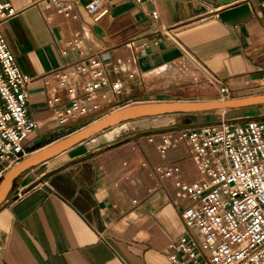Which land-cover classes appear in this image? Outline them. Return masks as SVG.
Instances as JSON below:
<instances>
[{
	"label": "crops",
	"instance_id": "0c3cea01",
	"mask_svg": "<svg viewBox=\"0 0 264 264\" xmlns=\"http://www.w3.org/2000/svg\"><path fill=\"white\" fill-rule=\"evenodd\" d=\"M9 1L18 13L2 29L20 69L34 78L31 154L128 104L218 98L193 59L237 97L264 93L263 0H102L107 11L98 19L87 9L91 0H73L70 17L44 10L42 0ZM102 49L120 60L111 77L131 91L61 122L90 76L70 74L63 84L57 70ZM208 114L165 127L117 126L107 142L83 141L25 171L0 207V264H173L169 243L185 232L173 203L181 188L163 173L192 160L185 142L158 145L165 132Z\"/></svg>",
	"mask_w": 264,
	"mask_h": 264
},
{
	"label": "built area",
	"instance_id": "2783aa9c",
	"mask_svg": "<svg viewBox=\"0 0 264 264\" xmlns=\"http://www.w3.org/2000/svg\"><path fill=\"white\" fill-rule=\"evenodd\" d=\"M42 2L44 10L71 16L73 0ZM101 2L91 0L87 5L95 19L107 11L100 10ZM17 13L12 2L0 0V177L32 153L30 136L38 126L28 116L34 78L20 69L2 29ZM152 15L158 18V11ZM147 47L144 43L140 53ZM111 58L109 50L102 49L57 70L63 84L70 74L90 76L82 95L74 96L61 112V122L98 112L111 102H104L106 96L131 91L111 77V71L122 70L120 60L115 63ZM193 61L205 80L216 84L218 98L237 97L234 86ZM149 140L154 141V136L149 135ZM180 142L187 144L192 163L186 167L172 163L163 173L181 188V200L173 203L185 226V232L169 243V260L173 264H264V115L231 120L221 114L217 121L165 132L158 148L164 151Z\"/></svg>",
	"mask_w": 264,
	"mask_h": 264
},
{
	"label": "water",
	"instance_id": "95a60500",
	"mask_svg": "<svg viewBox=\"0 0 264 264\" xmlns=\"http://www.w3.org/2000/svg\"><path fill=\"white\" fill-rule=\"evenodd\" d=\"M264 105V93L251 94L230 99L151 101L128 104L115 109L80 130L62 138L23 159L0 177V207L9 197L16 178L28 169L43 163L63 151L86 140L97 139V146L108 139L106 130L127 122H135L146 127H165L177 123L195 122L197 115L220 110H235Z\"/></svg>",
	"mask_w": 264,
	"mask_h": 264
},
{
	"label": "rangeland",
	"instance_id": "374dc122",
	"mask_svg": "<svg viewBox=\"0 0 264 264\" xmlns=\"http://www.w3.org/2000/svg\"><path fill=\"white\" fill-rule=\"evenodd\" d=\"M196 77V75H195ZM201 87V86H200ZM211 96H213L210 93H207ZM237 95V94H236ZM217 97V96H216ZM211 99V98H210ZM208 115H200L202 117L199 118L198 123H204V122H213L217 121L219 119V116L223 114L225 118L231 119V120H238L241 118L245 117H259L261 115H264V105H259V106H253V107H248V108H243V109H235V110H226L224 112H208ZM135 123H130L128 125H125L127 127L133 126ZM123 129V128H122ZM122 129L120 127H114L112 129H109L105 131L103 134L107 137V139H112L114 138ZM114 132V136H113Z\"/></svg>",
	"mask_w": 264,
	"mask_h": 264
},
{
	"label": "bare ground",
	"instance_id": "6f19581e",
	"mask_svg": "<svg viewBox=\"0 0 264 264\" xmlns=\"http://www.w3.org/2000/svg\"><path fill=\"white\" fill-rule=\"evenodd\" d=\"M205 83H207L208 85H210L211 87H214L215 89H217V86H216V84H214V83H212V82H205ZM207 84H205L204 85V87H207ZM220 111H222V112H224V111H226V110H220ZM130 123H133V122H127V123H125V124H122V125H119V126H124V125H126V124H130ZM117 127V126H116ZM109 130V129H108ZM107 131V130H106Z\"/></svg>",
	"mask_w": 264,
	"mask_h": 264
},
{
	"label": "trees",
	"instance_id": "16d2710c",
	"mask_svg": "<svg viewBox=\"0 0 264 264\" xmlns=\"http://www.w3.org/2000/svg\"><path fill=\"white\" fill-rule=\"evenodd\" d=\"M188 123H191V122H188Z\"/></svg>",
	"mask_w": 264,
	"mask_h": 264
}]
</instances>
